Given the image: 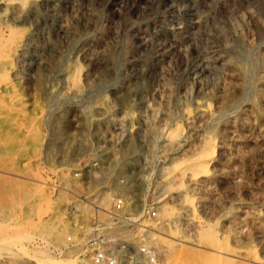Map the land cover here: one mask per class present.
Here are the masks:
<instances>
[{"label":"rangeland","instance_id":"1","mask_svg":"<svg viewBox=\"0 0 264 264\" xmlns=\"http://www.w3.org/2000/svg\"><path fill=\"white\" fill-rule=\"evenodd\" d=\"M0 41V264H91L109 190L156 209L118 264H264V0H0Z\"/></svg>","mask_w":264,"mask_h":264},{"label":"built area","instance_id":"2","mask_svg":"<svg viewBox=\"0 0 264 264\" xmlns=\"http://www.w3.org/2000/svg\"><path fill=\"white\" fill-rule=\"evenodd\" d=\"M95 164V161H94ZM74 175L78 178H82L80 172L75 171ZM50 183V182H48ZM52 185H56L51 183ZM110 206L107 209L99 207L95 201L89 200V206L93 209L91 227L86 239L85 256L89 259L91 264H118V261L126 255L125 244L122 239L118 238L113 232L110 231L112 227L117 224H126L131 226L142 225L149 227L148 224H144L142 221L147 217H154L156 209L147 204L140 207H126L124 205V197L116 192L109 190ZM107 212L110 217L107 220L102 219L98 212L99 210ZM67 239H71V235L67 236ZM136 255L145 256L148 261L154 262L156 257V251L148 245L146 242L138 244ZM122 256V257H121ZM130 261L133 260V256L130 255Z\"/></svg>","mask_w":264,"mask_h":264},{"label":"bare ground","instance_id":"3","mask_svg":"<svg viewBox=\"0 0 264 264\" xmlns=\"http://www.w3.org/2000/svg\"><path fill=\"white\" fill-rule=\"evenodd\" d=\"M28 1H29V0H28ZM39 2H40V1H39ZM26 8H27V7H26ZM10 31H11V30H10ZM1 41H2V39H1ZM1 41H0V42H1ZM195 158H196V157H195ZM192 163H193V162H192ZM104 200H105V199H104ZM171 250H172V249H171ZM172 252H173V251H172ZM174 252H175V251H174ZM69 258H70V257H69ZM74 259H75V258H74Z\"/></svg>","mask_w":264,"mask_h":264}]
</instances>
